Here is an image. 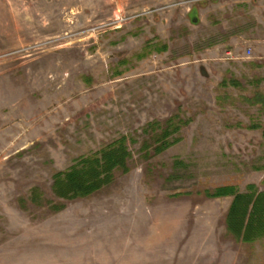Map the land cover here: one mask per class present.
I'll list each match as a JSON object with an SVG mask.
<instances>
[{
    "label": "rangeland",
    "instance_id": "obj_1",
    "mask_svg": "<svg viewBox=\"0 0 264 264\" xmlns=\"http://www.w3.org/2000/svg\"><path fill=\"white\" fill-rule=\"evenodd\" d=\"M263 131L264 0H0V264H264L205 196L264 191ZM121 138L126 170L54 194Z\"/></svg>",
    "mask_w": 264,
    "mask_h": 264
},
{
    "label": "trees",
    "instance_id": "obj_2",
    "mask_svg": "<svg viewBox=\"0 0 264 264\" xmlns=\"http://www.w3.org/2000/svg\"><path fill=\"white\" fill-rule=\"evenodd\" d=\"M170 127L173 128L165 127L160 134H156L155 153L163 151L173 143L168 136L177 131L179 124L171 123ZM129 157L130 151L125 139H117L98 152L79 157L68 169L55 173L52 190L55 195L65 199L88 196L111 181L115 170H126ZM205 196H232L225 222L227 231L234 238L244 241L264 238V191L259 192L252 184L247 185L245 192H239L232 185H225L212 192L205 191Z\"/></svg>",
    "mask_w": 264,
    "mask_h": 264
}]
</instances>
